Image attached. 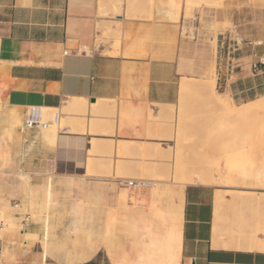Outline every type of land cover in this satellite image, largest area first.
<instances>
[{"label": "crops", "instance_id": "obj_1", "mask_svg": "<svg viewBox=\"0 0 264 264\" xmlns=\"http://www.w3.org/2000/svg\"><path fill=\"white\" fill-rule=\"evenodd\" d=\"M183 23V9L167 0H0V173L39 180L48 172L91 171L93 179L108 180L119 162L144 172L146 150L174 138L152 116L178 100L188 63L182 58L190 56L199 71L197 41L183 37ZM262 56L258 48L256 58ZM256 58L242 56L243 72ZM33 105L49 119L60 113L59 122L22 130ZM210 184L178 188L182 229L173 200L160 213L167 230L154 245L161 250L145 246L141 260L122 264H264V191L226 193L220 191L231 189ZM218 194L224 201L217 217ZM0 232L1 251L27 243V227Z\"/></svg>", "mask_w": 264, "mask_h": 264}, {"label": "rangeland", "instance_id": "obj_2", "mask_svg": "<svg viewBox=\"0 0 264 264\" xmlns=\"http://www.w3.org/2000/svg\"><path fill=\"white\" fill-rule=\"evenodd\" d=\"M214 1L167 0L168 7L184 11L182 35L197 41L193 58L197 55L199 71L191 69L190 56L182 58L188 63L182 69L178 100L167 108L160 106L166 112L162 117L152 116L172 129L174 138L146 150L144 172L128 170L119 162L108 180L93 179L91 171L67 177L48 172L39 180L23 171L0 173L6 177V183H0V227L10 232L28 228V245L7 243L0 250V264L137 262L145 246L161 250L154 245L165 240L167 230L160 213L199 170L211 176L210 185L231 189L220 192L264 191L253 176L245 179L248 185L229 177L235 163L264 181V111L251 108L232 115L214 95L216 91L240 108L264 98V73L228 70L235 43L231 40L229 45L231 34L244 40L240 56L258 48L264 51V0ZM256 42L261 44L254 46ZM253 78L254 83H248ZM133 178L153 180V185L135 191L121 184ZM98 251L97 258L88 261Z\"/></svg>", "mask_w": 264, "mask_h": 264}, {"label": "built area", "instance_id": "obj_3", "mask_svg": "<svg viewBox=\"0 0 264 264\" xmlns=\"http://www.w3.org/2000/svg\"><path fill=\"white\" fill-rule=\"evenodd\" d=\"M229 45L231 40H233L234 46L232 53L229 51L230 63L228 65V70L231 73H240L242 71V56L239 55V51L241 50V44H243V38L236 35L231 34L229 37ZM261 42H256L254 46L260 45ZM256 58V52L252 53ZM251 72L254 76H259L264 73V56L257 57L251 65ZM60 113L55 112L53 116L49 119L46 116V111L43 107L40 106H29L26 110L22 130L31 129L34 127L39 128H47L50 125H56L59 122ZM121 184H125V186L131 190L135 191H145L149 189L153 185V180L144 179V178H133L122 180Z\"/></svg>", "mask_w": 264, "mask_h": 264}, {"label": "bare ground", "instance_id": "obj_4", "mask_svg": "<svg viewBox=\"0 0 264 264\" xmlns=\"http://www.w3.org/2000/svg\"><path fill=\"white\" fill-rule=\"evenodd\" d=\"M188 1V0H187ZM201 1H203V0H201ZM214 1V0H213ZM217 1V0H216ZM190 2V1H189ZM215 2V1H214ZM204 3H207V2H204ZM217 3V2H216ZM190 4V3H189ZM221 5V4H220ZM181 6V5H180ZM180 6H178V8L180 7ZM188 10V9H187ZM189 12V11H188ZM176 13H178V12H176ZM175 17H177V15L175 16ZM186 85L188 86L189 85V83H186ZM183 87H186L184 84L182 85ZM214 95L216 96V95H219L218 97V101L217 102H219L221 105H223L224 106V109H226L227 110V112L228 113H230V114H238V113H242V112H244V111H247V110H249V109H251V108H255L256 110H258V111H264V98L263 99H261V100H259L257 103H254V104H251V105H249V106H246V107H242V108H240V107H237L236 105H235V103L233 104L232 103V101L231 100H229V99H224V98H222L221 96L222 95H220L218 92H214ZM64 123L66 124V122H65V120H64ZM49 127H51V125L49 126ZM48 128V127H47ZM43 129H46V128H43ZM184 156V155H183ZM181 159H182V157H181ZM177 164H178V162H177ZM227 164V163H226ZM231 164V163H230ZM232 166H234L233 167V169H230L229 167V177H233V178H239V179H241L242 180V185H246L247 184V181H245V179L247 178V177H251V176H253L254 177V179L256 180V183H257V185H262V186H264V183H262V182H264L263 180L260 182L259 181V176H257L256 177V175H254L255 173H253V174H251L250 173V171H247V170H243V169H241V168H238V165L237 164H231ZM200 167V166H199ZM200 169V168H199ZM205 169V168H204ZM176 170V169H175ZM206 170H207V168H206ZM210 172V171H209ZM212 174V173H211ZM194 175V176H193ZM262 179V178H261ZM189 182H191V183H199V184H210V183H212V178H211V176L210 175H208L207 174V172H205V171H202V170H199L198 172H197V174H196V176H195V174H192L191 175V177H189V180H188ZM248 185V184H247ZM259 187V186H258ZM222 194V193H221ZM221 194H218V196H217V210H216V216L218 217L219 216V214H220V207H221V203H223V199H222V195ZM224 196V195H223ZM234 198L235 199H238L240 196H241V192H236L234 195ZM183 202H184V192L182 191V190H179L178 192H177V194H176V201L174 202V204H172V205H170V208H171V210L175 213V216L177 217V227H178V230L179 229H182V227H183V222H182V220L180 219L181 217H182V212H183ZM47 224V223H46ZM47 241L45 242L44 241V244L46 245V247H47ZM47 250V249H46ZM45 250V251H46Z\"/></svg>", "mask_w": 264, "mask_h": 264}]
</instances>
